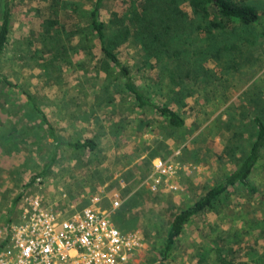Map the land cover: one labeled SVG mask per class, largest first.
I'll use <instances>...</instances> for the list:
<instances>
[{
	"label": "rangeland",
	"instance_id": "obj_1",
	"mask_svg": "<svg viewBox=\"0 0 264 264\" xmlns=\"http://www.w3.org/2000/svg\"><path fill=\"white\" fill-rule=\"evenodd\" d=\"M4 1L0 224L15 218L23 195L64 193L78 208L117 189L131 197L112 221L141 237L133 264H264V147L247 178L254 191L228 187L159 255L171 217L240 164L253 118L264 121V0H236L257 8L256 23L208 33L181 0L100 1L105 40L151 100L184 119L179 128L135 108L107 77L89 26L95 0H0V13ZM151 28L157 38L147 42ZM87 138L93 150L69 145ZM155 158L174 171L150 191Z\"/></svg>",
	"mask_w": 264,
	"mask_h": 264
},
{
	"label": "built area",
	"instance_id": "obj_2",
	"mask_svg": "<svg viewBox=\"0 0 264 264\" xmlns=\"http://www.w3.org/2000/svg\"><path fill=\"white\" fill-rule=\"evenodd\" d=\"M152 166L155 179L147 185L156 191L159 178L173 174L174 163L155 158ZM122 201L117 189L102 191L63 212L36 193L21 196L15 218L0 224V264H133L141 237L121 231L111 219Z\"/></svg>",
	"mask_w": 264,
	"mask_h": 264
},
{
	"label": "trees",
	"instance_id": "obj_3",
	"mask_svg": "<svg viewBox=\"0 0 264 264\" xmlns=\"http://www.w3.org/2000/svg\"><path fill=\"white\" fill-rule=\"evenodd\" d=\"M101 0H95L93 9L91 10L89 17L90 30L93 31L95 37L99 43V50L102 54V60L106 65V75L111 77L116 82L117 90L121 95L126 96L133 101V106L138 109H149L156 116L161 118L167 125L173 128H179L184 125V119L174 111L170 105L161 104L151 100V96L146 88L138 86L134 81L133 75L130 73V69L122 62L110 47V43L105 40L104 24L97 17V11ZM186 7L190 10L191 15L196 20L197 28L201 33H208L211 31H225L233 29L237 26H250L257 22L259 13L257 8L250 4L236 0H181ZM9 17L10 12L7 2L4 1L0 13V53L7 43V33L9 30ZM147 42L149 38H157L156 31L151 28L147 30ZM156 58V57H155ZM0 82L9 85V82L4 77L0 76ZM39 119L46 125L47 129L51 130L49 121L44 114L35 110ZM253 124L255 127V135L252 143L250 144L248 153L242 159L240 164L234 168L228 175L225 176L222 182L210 187L205 193L195 200L187 208L181 209L176 212L169 222V227L166 232L164 243L159 251L161 258H164L166 252L170 249L175 238L181 233L183 225L198 212L211 206L212 202L220 194L227 191L228 187L234 185H242L249 192L254 191L248 184L247 178L250 174L253 166L260 157L262 148L264 147V121L258 117L253 118ZM48 130V131H49ZM50 133V131H49ZM75 150H93L95 143L91 138H87L83 141L74 142L69 144ZM34 177L32 178V180ZM120 192L123 201L119 208L114 212L115 214H122V206L130 196V193L125 191ZM67 197V196H66ZM63 197L64 200L67 198ZM131 197V196H130ZM19 205V204H18ZM10 210L6 212L9 214ZM118 220V219H117ZM11 221L10 217H7L4 224H8ZM114 222V221H113ZM114 224L123 232L127 231L121 228L119 222Z\"/></svg>",
	"mask_w": 264,
	"mask_h": 264
},
{
	"label": "crops",
	"instance_id": "obj_4",
	"mask_svg": "<svg viewBox=\"0 0 264 264\" xmlns=\"http://www.w3.org/2000/svg\"><path fill=\"white\" fill-rule=\"evenodd\" d=\"M111 191V190H110ZM109 191V192H110ZM108 192V193H109ZM107 193V194H108ZM62 196H65L66 197V195L64 194V193H62V194H57L56 195V197L52 200L51 199V201H46V202H49V203H52V204H55L56 206H57V208H59L61 211H63V212H67V211H69V209L68 208H66V206L68 207V206H71V205H69V201H68V198L66 199V200H64L63 198H62ZM86 202V199H85V201H84V203ZM103 202H106V200L105 199H103ZM83 203V204H84Z\"/></svg>",
	"mask_w": 264,
	"mask_h": 264
}]
</instances>
